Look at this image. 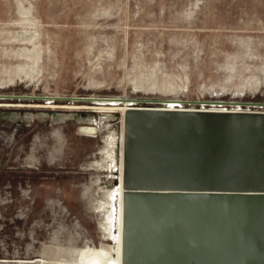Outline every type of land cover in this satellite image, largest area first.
<instances>
[{
  "label": "rangeland",
  "instance_id": "1",
  "mask_svg": "<svg viewBox=\"0 0 264 264\" xmlns=\"http://www.w3.org/2000/svg\"><path fill=\"white\" fill-rule=\"evenodd\" d=\"M0 96V264H115L113 221L122 185L126 204L137 209L129 200L138 193L146 200L141 218L185 208L150 194L264 198V191L246 185H264V127L241 121L264 115V105H249L264 104V0H0ZM106 99L164 103L120 102L134 106L109 113L100 107ZM167 102L180 107L166 110ZM151 113L194 120L150 136L142 165L130 152L142 159L137 141L146 138L147 125L159 123L134 120L129 129L128 119ZM204 115L209 118L198 117ZM128 129L135 146L127 166ZM135 164L169 189L160 183L154 189L155 181L130 170ZM211 181L217 190H203ZM124 207L121 264H137L142 254L134 237L131 256L127 251ZM179 216L160 212L155 225L186 237L183 230L196 220ZM141 229V237L161 241L166 261L164 233ZM218 231L221 259L200 263L264 264V249L237 243L252 252L240 258L228 230ZM142 251L159 253L147 245Z\"/></svg>",
  "mask_w": 264,
  "mask_h": 264
},
{
  "label": "water",
  "instance_id": "2",
  "mask_svg": "<svg viewBox=\"0 0 264 264\" xmlns=\"http://www.w3.org/2000/svg\"><path fill=\"white\" fill-rule=\"evenodd\" d=\"M1 97V96H0ZM6 98H25V99H34L35 97H15V96H4ZM46 99V98H45ZM51 100H58V99H63V98H50ZM66 100H70L72 102L81 100V101H95L94 99L91 98H69ZM133 102H153V103H162L163 100H133ZM182 103H189V104H200L201 102H182ZM249 105H255V106H262L264 104L260 103H254V104H249ZM155 117L156 115L159 117L160 123L158 125H150L146 127V138L143 141H137V144L141 146V150L145 152V155L142 157V159L138 158L139 154L135 155L136 161L138 160V163L142 164L146 161V153L147 151L144 149V144L146 143L147 139L150 138L156 131L160 133H166L167 130L170 129V126L172 125H177V127H181L183 124L189 125L192 123L194 120V116H183L180 114L179 116L175 117V120L168 119V118H162L156 113H151ZM148 115L140 116L138 117H132L130 115L128 119V128L130 129L129 124L133 122L134 120L139 121V120H144L145 118H148ZM201 118H209V116L204 115V116H198ZM231 116L225 117V119H229ZM256 121L257 123L253 125H247V126H253L257 127L256 129L260 128L263 130L264 127V115H246L242 116L241 121ZM155 126V127H154ZM150 127V128H149ZM128 129L129 133V141L131 142V145L127 148V166L129 163V150L131 147L135 146L134 142V137L131 135L130 130ZM153 129V130H151ZM254 131V130H253ZM252 132V131H249ZM248 133V132H247ZM251 135V134H247ZM126 149V148H125ZM143 152V153H144ZM137 153V152H136ZM128 171V169H127ZM129 172V171H128ZM130 174V172H129ZM133 176V175H131ZM135 177H140V175L133 176ZM143 177L146 178V174L144 172ZM132 179V178H131ZM129 179V181L131 180ZM147 181L152 182L155 181L156 183L154 184V189H157V183L162 185L159 187V189L168 188L167 185L161 184L158 180L154 179L152 175L149 174L148 178H146ZM129 181H127L128 187L132 188V186L129 184ZM207 184H204L205 186L202 187L203 190H208V191H215L217 190L214 187L213 181L211 183L206 182ZM132 184V183H131ZM252 187V190H257L259 192L264 191V185L261 182H256L253 181L251 184H246ZM192 186V185H191ZM196 186H194L195 188ZM152 189V188H151ZM201 189V190H202ZM249 189V188H246ZM132 190H137V189H132ZM139 190V189H138ZM143 190H150V189H143ZM142 194V193H141ZM140 194V195H141ZM149 194V193H148ZM135 194L134 197H132L129 201L133 200L137 203V211L136 215H134L133 222H130V211L131 208L129 206V202L126 204L124 202V213H125V208H127V216L129 218V223H130V231L131 235L127 239V244L128 241L130 240L131 237H134L135 241H137V244L139 246V252L142 254V261L145 259L148 261L149 264H212L211 262L209 263H200L201 261L205 260H212L214 258H220L221 259V254L219 253V245H218V237H219V229L222 230H228V233L231 234L232 239L229 240V242L233 243L234 249L238 251V255L240 258H247V255L252 253L248 249H240L241 247H235V244H239L240 242L244 243H249L253 245V249H259L263 250L264 249V202H251V199H246L245 201L241 203H224L219 201L223 197H238V196H218L213 194H197L195 196L189 195V194H172V195H167V194H162V195H152L150 194V198H156L160 201H175L178 202L179 205L181 203L184 209H182L181 205L176 207V208H171L169 212L165 213L163 210H158L151 214L150 217H143L141 218V209H142V204L146 201L145 199L136 197ZM183 195V196H181ZM184 195H189L185 197ZM215 196V197H213ZM264 196V195H263ZM163 197V198H161ZM165 197V198H164ZM196 197V198H195ZM256 197V196H255ZM202 198V199H201ZM210 198H213L212 200H209ZM218 200H216V199ZM199 200V201H196ZM250 200V201H249ZM151 201V199H149ZM243 204L245 205H250L251 207L248 206V208H244ZM260 204V205H259ZM192 208V209H191ZM234 208H237L234 210ZM193 209H197L193 210ZM148 211V210H147ZM181 211V213L179 212ZM149 212V211H148ZM162 212L163 215L167 218H172V217H177L178 215H181V217L187 221L191 219H195L196 222L191 223V225L186 226V230H183L186 232L187 236L182 237L179 234L175 232V230L171 231H166V230H159L156 227V221H157V215ZM180 213V214H179ZM180 217V216H179ZM180 217V218H181ZM244 219H246L245 224L242 225L244 228L239 229L238 225L239 223H243ZM249 221H253L252 223H249ZM189 223V222H187ZM249 223V225H248ZM144 226V227H142ZM241 226V227H242ZM142 227V229H141ZM145 228H150L152 232H163L164 233V242L167 243V246L169 247V252L170 256L169 258L165 261L164 257H162L163 254V249L159 246V242H157L158 239L153 236V238H150L152 240H149L145 237H141L140 229L143 230ZM235 229H239V232H236ZM241 230H244L245 233H243ZM151 232V234H152ZM144 234H147L146 232ZM144 238V239H143ZM237 244V245H238ZM147 246H153L158 249V254L155 253H150V252H143L142 248ZM128 246V245H127ZM182 247V248H181ZM192 248H195V252H193ZM128 251V250H127ZM129 253V251H128ZM131 256V253H130ZM132 258V257H131ZM224 259V258H223ZM226 260V259H225ZM133 262V261H132ZM140 262V263H141ZM227 262V261H225ZM140 264L138 262H133ZM231 263L228 262L227 264Z\"/></svg>",
  "mask_w": 264,
  "mask_h": 264
},
{
  "label": "bare ground",
  "instance_id": "3",
  "mask_svg": "<svg viewBox=\"0 0 264 264\" xmlns=\"http://www.w3.org/2000/svg\"><path fill=\"white\" fill-rule=\"evenodd\" d=\"M78 101H81V100H78ZM104 103H102V105H100V107L102 108V111L103 112H109V113H117V112H122V113H124L126 110H128L131 106H134V105H122L120 102H124V103H130V102H133V100H129V99H106L105 101H103ZM134 103H138V102H134ZM151 103H153V102H151ZM163 103L164 102H162L161 103V105H163ZM182 104H186V103H182ZM188 104V103H187ZM201 105H207L206 103H203V102H201L200 103ZM48 105V104H47ZM26 106V105H25ZM41 106V105H40ZM43 106V105H42ZM46 107V106H45ZM52 107V106H51ZM180 107V104L179 103H174V102H167V105L165 106V108H166V110L167 109H169V110H172L173 108L175 109V108H179ZM61 108H63V107H61ZM68 108H73V109H77V107H73V106H71V107H68ZM98 108V107H97ZM159 111H165V110H159ZM178 113V112H177ZM189 115V114H188ZM235 115V114H234ZM237 115V114H236ZM218 116V115H217ZM222 116V115H221ZM200 118V117H199ZM140 121H144V122H148V123H160V121H159V117L156 115V117L153 115V114H150V115H148V118H145L144 120L142 119V120H140ZM233 127V126H232ZM204 130V129H203ZM254 130V129H253ZM225 131V130H224ZM234 133V132H233ZM213 134H215V133H213ZM231 134V133H230ZM258 134H260V133H258ZM219 135V134H218ZM224 135V134H223ZM258 136V135H257ZM225 137V136H224ZM227 138H229V137H227ZM232 138V137H231ZM231 138H229V139H231ZM241 138V137H240ZM251 138V137H250ZM259 138H257V140H258ZM263 139V138H262ZM246 140V139H245ZM257 140H255V141H257ZM260 140V139H259ZM232 141V140H231ZM225 142V141H224ZM241 142V141H240ZM260 142V141H259ZM225 144V143H224ZM237 144V143H236ZM235 144V145H236ZM244 144V143H243ZM216 145V144H215ZM248 145V144H247ZM233 147V146H232ZM234 148V147H233ZM236 148V147H235ZM216 149H218V147L216 148ZM220 149H222V148H220ZM227 150V149H226ZM238 150V149H237ZM260 151V150H259ZM124 152V151H123ZM237 152V151H236ZM239 152V151H238ZM244 152V151H243ZM246 152V151H245ZM261 152V151H260ZM131 153V156H134L135 157V153L133 152V151H131L130 152ZM223 153V152H222ZM241 153V152H240ZM256 153H259V152H256ZM239 154V153H238ZM124 155V154H123ZM239 156V155H238ZM256 156V155H255ZM263 156V155H262ZM237 157V156H236ZM222 158V157H221ZM240 158V157H239ZM239 158H238V161H240L239 160ZM242 158V157H241ZM243 158H244V156H243ZM251 159V158H250ZM255 159V158H254ZM221 160H223V158L221 159ZM242 161H244V159L242 160ZM124 162V161H123ZM219 162H220V160H219ZM218 162V163H219ZM221 163H223V162H221ZM242 163V162H241ZM247 163V162H246ZM136 164H137V162H136ZM135 164V166H133L132 165V168H130V170L132 171V172H134V174L138 171V172H140V173H142V174H144V170L142 169V166H140V167H138V165H136ZM235 164V163H234ZM241 165V164H240ZM256 166V165H255ZM261 166V165H260ZM241 167V166H240ZM239 167V168H240ZM261 168V167H260ZM243 169V168H242ZM124 166L122 165L121 166V176H120V178H119V180H121V181H123V174H124ZM151 170H153V169H151ZM146 171V170H145ZM149 171H150V169H149ZM264 171V170H263ZM241 173V172H240ZM147 176V175H146ZM218 182V181H217ZM220 183H221V181H219ZM229 182V181H228ZM242 182V181H241ZM224 184V183H223ZM238 184H239V182H238ZM219 185V184H218ZM217 186V185H216ZM234 186V185H233ZM238 187V186H237ZM243 188V187H242ZM220 189V188H219ZM118 192H119V194H118V196H117V199H116V209H117V211H116V216H115V219H114V221H113V227L116 229V232H115V242H116V245H117V248L115 249L116 250V254L119 256L118 258H116L115 259V264H116V262H117V264H121V258H120V256H121V253H122V245H121V239H120V236H121V233H122V239H123V252H125V241H126V236H125V232H126V227H125V223H123V221H122V215H123V207H124V189H123V185H122V189L121 188H119L118 189ZM231 192V191H230ZM233 192V191H232ZM181 196H183V195H181ZM185 197H187V196H189V195H184ZM193 196H195V195H193ZM139 197V196H138ZM213 197H215V196H213ZM253 197H255V196H249V198H247L246 196H244V195H240V196H238V197H234V198H236V199H239L240 200V202L239 203H241V202H243V201H245L246 199H251V198H253ZM196 198V197H195ZM226 198H228L229 199V197H223V199H226ZM115 199V198H114ZM210 199H212V198H210ZM209 199V200H210ZM263 199V200H262ZM197 201V200H196ZM250 201V200H249ZM260 201H262V202H264V198H260V199H258V200H253L252 199V201L251 202H253V203H255V202H260ZM224 202V201H223ZM131 202H129V206H130V208H131V213H130V222L132 223L133 222V219H134V215L136 214V211H137V209H135L133 206H131V204H130ZM153 205V204H152ZM246 206V205H245ZM120 209H119V208ZM247 208V207H246ZM119 221V222H118ZM124 225V226H123ZM120 226H121V230H120ZM123 227V228H122ZM133 237H131L130 238V240L132 239ZM129 240V241H130ZM129 241H128V246H127V250L129 251V253H131V251H132V249H131V247L129 246ZM124 254V253H123Z\"/></svg>",
  "mask_w": 264,
  "mask_h": 264
}]
</instances>
